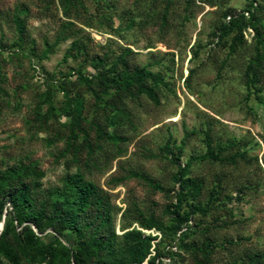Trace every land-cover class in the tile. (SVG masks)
<instances>
[{"label": "rangeland", "instance_id": "obj_1", "mask_svg": "<svg viewBox=\"0 0 264 264\" xmlns=\"http://www.w3.org/2000/svg\"><path fill=\"white\" fill-rule=\"evenodd\" d=\"M261 40L264 0H0V264H264Z\"/></svg>", "mask_w": 264, "mask_h": 264}, {"label": "trees", "instance_id": "obj_2", "mask_svg": "<svg viewBox=\"0 0 264 264\" xmlns=\"http://www.w3.org/2000/svg\"><path fill=\"white\" fill-rule=\"evenodd\" d=\"M17 28L20 31L21 27L19 26ZM263 42L264 41L261 40V43H263ZM124 52L127 53V52H130V50L126 49V50H124ZM122 58L123 57L121 55L120 59L122 60ZM251 68H252V63H248L246 66L247 71L251 70ZM147 77L156 78V76L152 72L145 70L143 67H135V69H133L132 71H129L128 73L123 71L122 75L118 76V78H124V80H126V81L133 79V81H134L133 83H136V84H141V83H139V81L142 80L143 78H147ZM81 79H82L84 85L86 86V88L89 91H91L92 94H94V95L98 94L99 91L97 92V90H105V89H108L110 87L109 77L103 75L102 73L92 74L89 77L88 76H82ZM135 81H138V82H135ZM141 89L145 90L146 94L149 97H153V93H152L150 88H146V87L141 86ZM128 92L132 93V91H128ZM77 178L79 180H81V177L78 176ZM145 180L153 188L162 189V187L160 185L153 183L150 179L145 178ZM73 190L75 192V196L71 198V201L76 205L75 209L78 211H84V208L89 203L88 201H89L90 197L96 195L95 194L96 193V186L92 182L85 180L82 183H76ZM24 193H25V189H23V188L20 189V194L24 195ZM96 200L98 201L99 197H97ZM61 206H62V203L59 204V208H61ZM31 215H32V208L29 204H27L26 208L20 213V216L23 219H30ZM60 217H61V223L63 224V226L69 228L71 230V232H76L75 230H78L79 227H76L74 224H72V221L70 220V215L67 212L61 213ZM175 221H176V229H178L180 226V221L177 217H176ZM56 230L60 236H63L67 240V242H70L69 238L67 237V234L61 233V231L59 229H56ZM131 233H133V232H131ZM71 234H73V233H71ZM137 236H139V234ZM92 242L97 244V241H95L94 239H92ZM148 248H149V241L146 240V242L142 243V245L138 249L135 250V253H137V255H138L137 260H136L137 262L142 261L146 257V255L148 254ZM249 258L251 259L249 264H255V262H256L255 257H249ZM153 259L151 262H153ZM39 260L40 261L44 260V257H40Z\"/></svg>", "mask_w": 264, "mask_h": 264}, {"label": "bare ground", "instance_id": "obj_3", "mask_svg": "<svg viewBox=\"0 0 264 264\" xmlns=\"http://www.w3.org/2000/svg\"><path fill=\"white\" fill-rule=\"evenodd\" d=\"M147 231V230H146Z\"/></svg>", "mask_w": 264, "mask_h": 264}]
</instances>
